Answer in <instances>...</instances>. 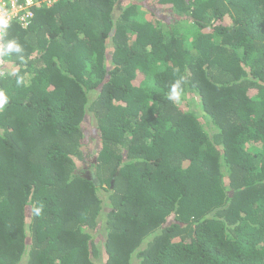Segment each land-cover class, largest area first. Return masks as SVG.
I'll return each instance as SVG.
<instances>
[{
	"label": "trees",
	"instance_id": "1",
	"mask_svg": "<svg viewBox=\"0 0 264 264\" xmlns=\"http://www.w3.org/2000/svg\"><path fill=\"white\" fill-rule=\"evenodd\" d=\"M3 44L0 264H264V0H56Z\"/></svg>",
	"mask_w": 264,
	"mask_h": 264
},
{
	"label": "built area",
	"instance_id": "2",
	"mask_svg": "<svg viewBox=\"0 0 264 264\" xmlns=\"http://www.w3.org/2000/svg\"><path fill=\"white\" fill-rule=\"evenodd\" d=\"M56 0H0V65L3 56V37L11 24L25 28L39 6L48 7Z\"/></svg>",
	"mask_w": 264,
	"mask_h": 264
},
{
	"label": "rangeland",
	"instance_id": "3",
	"mask_svg": "<svg viewBox=\"0 0 264 264\" xmlns=\"http://www.w3.org/2000/svg\"><path fill=\"white\" fill-rule=\"evenodd\" d=\"M181 25H183L185 29L189 28L190 26L187 21H182ZM192 102H193V107L196 108L198 104L197 101L195 100V97H193ZM82 127L88 144L86 145V149H85V159L84 161H80L78 163V167L80 171H83L85 174H88L90 173L89 164L94 162L96 157V150L98 149V135H97V130L94 127V123L91 121L89 122L88 118L84 119ZM97 264H104L103 256H101V258L97 260Z\"/></svg>",
	"mask_w": 264,
	"mask_h": 264
},
{
	"label": "clouds",
	"instance_id": "4",
	"mask_svg": "<svg viewBox=\"0 0 264 264\" xmlns=\"http://www.w3.org/2000/svg\"><path fill=\"white\" fill-rule=\"evenodd\" d=\"M56 2V1H55ZM54 2V3H55ZM51 6V5H50ZM50 6H48V7H50ZM47 7V8H48ZM32 21V20H31ZM29 25V24H28ZM27 25V26H28ZM22 28V27H21ZM26 28V27H25ZM7 31V30H6ZM6 33V32H5ZM5 35V34H4ZM3 40H4V37H3ZM4 45V44H3ZM7 51L8 52H13V51H15V52H20L21 51V48H20V46L18 45V44H16V42L15 41H11V42H9L8 44H7ZM4 64V59H3V56H2V63H1V65L0 66H2ZM176 88H177V85H174L173 86V90H172V93H173V97L174 98H178V93H177V91H176ZM4 103H6V98L3 96V93H0V107H2L3 106V104Z\"/></svg>",
	"mask_w": 264,
	"mask_h": 264
}]
</instances>
